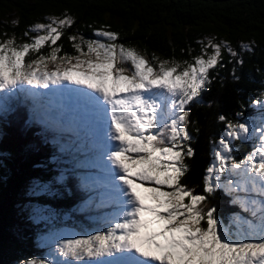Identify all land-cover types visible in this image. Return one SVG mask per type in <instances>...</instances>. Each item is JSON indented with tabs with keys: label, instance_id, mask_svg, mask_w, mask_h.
Instances as JSON below:
<instances>
[{
	"label": "snow or ice",
	"instance_id": "obj_1",
	"mask_svg": "<svg viewBox=\"0 0 264 264\" xmlns=\"http://www.w3.org/2000/svg\"><path fill=\"white\" fill-rule=\"evenodd\" d=\"M46 20L31 25L23 43L15 34L0 40V114L23 95L42 122L72 133L79 143L61 151L83 156L73 155V168L102 174L81 175V189L104 190L75 211H115L94 218L100 227L91 232L56 238L48 257L20 264H264V92L251 102L254 119L243 111L235 120L218 117L224 131L213 142L203 194L182 183L194 155L187 109L225 51L243 65L240 51L210 37L191 60L148 59L102 26L95 39L69 35L75 54L61 56L57 42L75 20L67 12ZM239 48L252 51L243 42ZM233 76L239 79L235 69ZM236 141L252 144L243 159ZM64 180L61 173L54 182ZM218 190L252 219L234 213L226 224L210 202Z\"/></svg>",
	"mask_w": 264,
	"mask_h": 264
},
{
	"label": "trees",
	"instance_id": "obj_2",
	"mask_svg": "<svg viewBox=\"0 0 264 264\" xmlns=\"http://www.w3.org/2000/svg\"><path fill=\"white\" fill-rule=\"evenodd\" d=\"M64 12L75 23L57 42L63 46L61 56L75 54L69 35L95 39V31L102 26L118 32L119 43L137 49L148 59L155 54L162 60H191L200 54L199 42L210 37L229 41L240 51L243 65L230 62L232 58L225 51L221 65L210 73L211 83L187 109L194 155L187 160L189 171L182 183L203 194L205 169L213 162V142L224 131L218 117L235 120L240 111L248 119L257 115L251 102L264 92V0H0V40L15 34L17 43H23L29 39L23 34L31 25L46 23V17ZM241 42L250 44L252 51L240 49ZM48 51L47 46L42 49L44 54ZM39 117L34 115L32 100L23 95L10 102L9 111L0 114V264L44 256L48 243L41 242V233L54 223L34 217L31 208L48 210L50 217L56 215L65 227L76 226L86 232L92 227V211H75L89 195L80 187V176L87 175V169L73 168V155L83 156L61 151L69 138L53 141L61 130L41 124L36 120ZM78 143L76 140L73 147ZM235 148L236 158L243 159L252 146L236 141ZM61 173L65 180L57 184L54 181ZM39 187L46 191L39 192ZM231 199L218 190L210 202L226 224L234 213L249 219L250 215Z\"/></svg>",
	"mask_w": 264,
	"mask_h": 264
},
{
	"label": "rangeland",
	"instance_id": "obj_3",
	"mask_svg": "<svg viewBox=\"0 0 264 264\" xmlns=\"http://www.w3.org/2000/svg\"><path fill=\"white\" fill-rule=\"evenodd\" d=\"M53 68V65H49V69H52ZM39 91H41L42 93H46L48 92L47 89H39ZM196 101V99L194 100ZM37 121H40L41 124L44 122H42V119L41 117H39L38 119H36ZM60 131V130H59ZM58 131V132H59ZM52 136V135H51ZM65 138L67 141H68V138H69V141H68V144L69 145L70 143L74 144V142H76V137L72 134V135H68L67 137H65L64 135H62L61 131L59 133H57V136L55 137V139H53V141H61L62 138ZM252 146V144H251ZM252 150V149H251ZM250 150V151H251ZM38 191L39 192H42L44 193L46 191L45 188H38ZM30 214L33 215L34 217H37L39 218L40 220H42V222H46V221H52V223H54V225H51L49 224V227H45V231L43 233H41L42 237H41V242L44 244L45 242L48 243V248H46L44 250V256H41L40 258H43V257H48L50 255V253L52 252V248L54 246V241L56 238L58 237H61V236H70V235H73V234H84V231H82L83 228H77L76 226H71L70 228H73L71 229V231H68L70 230L69 227H65L63 225V222H62V219H58L56 215H54L53 217H50V215L52 214L51 212H49L48 210H39V209H36V208H31L29 210ZM59 220V224H56V221ZM93 222L95 224L99 223V220L97 219H94ZM47 228V229H46ZM96 229V226L95 225H92V229L89 231H93ZM16 264H20L19 263H16Z\"/></svg>",
	"mask_w": 264,
	"mask_h": 264
},
{
	"label": "water",
	"instance_id": "obj_4",
	"mask_svg": "<svg viewBox=\"0 0 264 264\" xmlns=\"http://www.w3.org/2000/svg\"><path fill=\"white\" fill-rule=\"evenodd\" d=\"M184 1H190V0H184ZM199 1H209V2H213V3H220V2H227V1H247V0H199Z\"/></svg>",
	"mask_w": 264,
	"mask_h": 264
},
{
	"label": "bare ground",
	"instance_id": "obj_5",
	"mask_svg": "<svg viewBox=\"0 0 264 264\" xmlns=\"http://www.w3.org/2000/svg\"><path fill=\"white\" fill-rule=\"evenodd\" d=\"M53 99H55V97H52ZM89 194V193H88Z\"/></svg>",
	"mask_w": 264,
	"mask_h": 264
}]
</instances>
